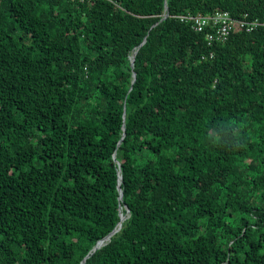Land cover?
<instances>
[{
    "label": "trees",
    "instance_id": "16d2710c",
    "mask_svg": "<svg viewBox=\"0 0 264 264\" xmlns=\"http://www.w3.org/2000/svg\"><path fill=\"white\" fill-rule=\"evenodd\" d=\"M218 10L261 25L178 18ZM125 206L85 264H264V0H0V264H81Z\"/></svg>",
    "mask_w": 264,
    "mask_h": 264
},
{
    "label": "built area",
    "instance_id": "2783aa9c",
    "mask_svg": "<svg viewBox=\"0 0 264 264\" xmlns=\"http://www.w3.org/2000/svg\"><path fill=\"white\" fill-rule=\"evenodd\" d=\"M178 18L181 22L190 23L195 31L204 33L210 47L226 42L236 30L253 32L261 25L259 20L235 19L228 11L219 10L207 15L187 12L179 15Z\"/></svg>",
    "mask_w": 264,
    "mask_h": 264
},
{
    "label": "water",
    "instance_id": "95a60500",
    "mask_svg": "<svg viewBox=\"0 0 264 264\" xmlns=\"http://www.w3.org/2000/svg\"><path fill=\"white\" fill-rule=\"evenodd\" d=\"M169 16V11H168V7L166 6V13H165V16L163 19L167 18ZM145 42V40H144ZM144 42L141 44L143 45ZM136 53L135 52L131 58H130V61H131V66L132 68L134 67V63H135V56H136ZM136 79V73L133 72V82L135 81ZM124 130H125V126H124ZM126 136V134L124 133L123 134V138L120 140L119 144L123 141L124 137ZM113 158L116 160V153L114 154ZM122 183V175H121V172H120V177H119V192H120V197L119 199L122 200L123 199V189L120 187V184ZM125 209H126V215L122 218L121 217V213H120V217H121V221L119 222V224L117 225V227L108 235L106 236L105 238H103L102 240L98 241V243L94 246V248L92 249L91 253L89 255H87L84 260L82 261L81 264H85L86 262V259L90 257L91 254H93L94 252H96L97 250H99L100 248H102L104 245L107 244V242L110 241V238L116 234L118 231H120V229L122 228V222L125 221L127 218L130 217V210L127 206H125Z\"/></svg>",
    "mask_w": 264,
    "mask_h": 264
},
{
    "label": "bare ground",
    "instance_id": "6f19581e",
    "mask_svg": "<svg viewBox=\"0 0 264 264\" xmlns=\"http://www.w3.org/2000/svg\"><path fill=\"white\" fill-rule=\"evenodd\" d=\"M121 217L123 218L125 216V214L123 213V210L121 209Z\"/></svg>",
    "mask_w": 264,
    "mask_h": 264
}]
</instances>
